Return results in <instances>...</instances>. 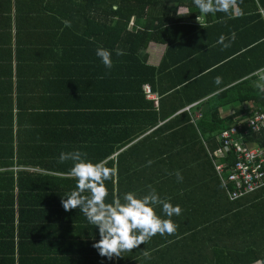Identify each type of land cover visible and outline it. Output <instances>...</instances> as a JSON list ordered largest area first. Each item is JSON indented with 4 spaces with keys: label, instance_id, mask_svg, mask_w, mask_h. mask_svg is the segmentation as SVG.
Returning <instances> with one entry per match:
<instances>
[{
    "label": "trees",
    "instance_id": "trees-1",
    "mask_svg": "<svg viewBox=\"0 0 264 264\" xmlns=\"http://www.w3.org/2000/svg\"><path fill=\"white\" fill-rule=\"evenodd\" d=\"M59 1L73 5L72 16L89 20L95 9L103 38L111 32L118 39L111 45L103 41V46L127 52L141 67L132 75L138 79L115 97L123 108L102 114L95 141L82 148H90L86 157L93 163L116 169L115 178L105 182L108 202L114 194L133 191L142 196L155 189L161 199L180 206V215L171 217L175 224L180 222L176 217L199 218L120 257H101L92 246L100 238L98 229L78 208L65 211L61 204V197L75 188V179L68 175L73 162L60 163L48 155L20 159L21 147L15 161L10 121L4 145L9 151L0 156L6 167L0 173V264L264 263V187L230 200L209 155L219 147L223 130L252 115L243 113V103H255L264 111V93L256 87L259 73L264 75V0H235L230 14H208L202 25L191 0ZM113 4L118 5L115 11ZM51 12L62 16L60 9ZM232 33L235 39L228 47L216 43L221 34L229 43ZM151 42L167 46L158 66L141 58ZM216 76L221 85L214 84ZM145 85L159 96L158 107L148 99ZM194 103L193 110L181 111ZM231 105L240 109L224 115ZM195 112L200 116L193 120ZM247 140L264 145V133ZM23 164L58 168L56 174L63 175L12 169ZM155 211L167 218L159 206Z\"/></svg>",
    "mask_w": 264,
    "mask_h": 264
},
{
    "label": "crops",
    "instance_id": "crops-1",
    "mask_svg": "<svg viewBox=\"0 0 264 264\" xmlns=\"http://www.w3.org/2000/svg\"><path fill=\"white\" fill-rule=\"evenodd\" d=\"M54 9H60L62 16L52 13ZM72 9L73 5L67 1L0 0V156L9 151H5L4 145L10 137L6 133L10 121L15 161L19 147L20 159L24 160L38 155H48L54 160L62 151L91 153L87 150L90 148H82L88 140L95 141L96 132L99 133L102 126V114L123 108L115 97L131 80L138 79L132 75L141 67L132 55L123 52L116 56L113 50L118 48L103 46V41L111 45L118 39L111 32L103 38L100 14L97 19L94 9V19L89 20L85 16H72ZM261 12L264 15V9ZM97 47L112 53L111 69L105 68L95 56ZM166 48L165 44L151 42L141 52V58L149 65L158 66ZM259 75L260 82H264L261 81L263 73ZM128 104L125 107L133 103ZM242 107L245 115L259 110L252 102H245ZM238 109L240 105H231L222 113L229 115ZM0 158L1 173L6 167L4 158ZM12 169L63 175L56 174L54 170L58 168L38 164H23ZM198 218L196 215L176 217L180 221L177 228L184 229Z\"/></svg>",
    "mask_w": 264,
    "mask_h": 264
},
{
    "label": "clouds",
    "instance_id": "clouds-1",
    "mask_svg": "<svg viewBox=\"0 0 264 264\" xmlns=\"http://www.w3.org/2000/svg\"><path fill=\"white\" fill-rule=\"evenodd\" d=\"M199 10L196 21L202 25L208 14L217 12L230 14L235 0H191ZM118 5L113 4V11ZM179 14V10H177ZM235 39L232 33L229 43H224L223 34L216 43L222 47H228L231 40ZM116 56L123 55L120 49H114ZM95 56L105 68L113 67L112 53L103 47L95 49ZM264 81V78H261ZM214 84L221 85L220 76L214 77ZM256 87L264 93V82H257ZM71 160L72 167L68 175L75 179V188L65 197H61V204L65 211L78 208L88 224L98 229L99 240L93 243V247L101 257L112 259L120 257L122 252L131 251L153 236L172 235L177 225L171 220L173 215L179 216L181 208L161 199L155 189H150L147 194L138 196L133 191L123 193L121 196H112L108 202V190L105 182L113 180L117 174L115 167L108 168L102 161L93 163L86 157V153L80 150L61 152L58 161L63 163ZM176 179L182 180L179 172ZM160 207L161 212L167 218H161L155 211Z\"/></svg>",
    "mask_w": 264,
    "mask_h": 264
},
{
    "label": "built area",
    "instance_id": "built-area-1",
    "mask_svg": "<svg viewBox=\"0 0 264 264\" xmlns=\"http://www.w3.org/2000/svg\"><path fill=\"white\" fill-rule=\"evenodd\" d=\"M144 89L158 107V97L152 93L150 86L145 85ZM196 104L188 105L182 111H190ZM199 116L196 113L193 120ZM236 120L220 134L219 147L209 152L230 200H238L264 187V145L247 140L252 134L264 133V111L257 110L247 118Z\"/></svg>",
    "mask_w": 264,
    "mask_h": 264
}]
</instances>
